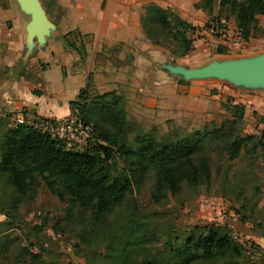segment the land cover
Here are the masks:
<instances>
[{
  "label": "trees",
  "instance_id": "1",
  "mask_svg": "<svg viewBox=\"0 0 264 264\" xmlns=\"http://www.w3.org/2000/svg\"><path fill=\"white\" fill-rule=\"evenodd\" d=\"M215 1L199 0L194 7L205 8L210 16L211 3ZM216 4L225 7L228 15L223 18L233 19L242 40L261 30L257 17L264 18V0H218ZM219 16L216 14L210 21L219 22ZM139 23L150 42L171 48L173 56H182L190 50L188 33L193 28L172 10L148 2L143 6ZM60 39L64 47L83 55L81 44L76 46L65 35H60ZM121 104L120 96L113 91L87 96L85 87L80 88L76 98L69 101L70 110L76 109L80 119L91 126L89 140L80 148L67 147L61 140L27 125L8 126L0 118V213L4 216L0 225L12 223L11 215L17 205L38 182L68 207L78 206L102 222L145 172L151 174L156 192L167 190L173 194L180 182L195 187L207 183L210 151L225 163L244 153L250 156L256 148L264 155V131L259 136L240 134L242 105L221 103L229 118L218 123L205 122L185 135L168 131L155 136L137 130L129 136L131 124ZM116 160L121 162L119 166ZM241 207L235 212H240ZM246 219L243 214L240 216L241 222ZM256 225L261 226L260 222ZM127 231V238L135 243L140 240V234L132 227H127ZM3 249L0 245V250ZM244 254L245 247L223 227L201 225L195 235L190 233L180 246L170 247L163 256L131 263L119 257L115 262L215 264L224 260L228 264H246ZM16 257L22 264L40 261L39 254L26 247H21Z\"/></svg>",
  "mask_w": 264,
  "mask_h": 264
},
{
  "label": "crops",
  "instance_id": "2",
  "mask_svg": "<svg viewBox=\"0 0 264 264\" xmlns=\"http://www.w3.org/2000/svg\"><path fill=\"white\" fill-rule=\"evenodd\" d=\"M38 1L46 20L40 31L31 25V10L19 0H0V118L7 125L11 114L46 118L69 113V101L82 87L87 96L113 91L124 110L155 123L206 121L223 113V99L243 87L213 76L185 77L175 70L226 61L224 52L247 43L234 22L231 34H208L207 10L194 7L199 0ZM148 2L191 24L186 54L174 57L144 36L139 16ZM226 19L219 21L225 24ZM60 35L81 44L83 55L64 47Z\"/></svg>",
  "mask_w": 264,
  "mask_h": 264
},
{
  "label": "rangeland",
  "instance_id": "3",
  "mask_svg": "<svg viewBox=\"0 0 264 264\" xmlns=\"http://www.w3.org/2000/svg\"><path fill=\"white\" fill-rule=\"evenodd\" d=\"M211 10L209 20L216 14L219 19L228 15L216 1L211 3ZM232 23L227 17L226 35L231 34ZM257 24L261 30L247 39L244 48L224 52L223 59H244L264 52L262 16L257 17ZM256 45L260 47L254 48ZM242 86L239 93L225 97L222 103L242 105L240 134L259 136L264 131V85ZM222 110L212 120L162 123L124 112L131 124L129 136L137 130L163 136L168 131L185 135L205 122L229 118V112ZM262 143L264 150V138ZM208 170L206 184L195 187L180 182L173 194L167 190L156 192L151 174L145 172L102 222L78 206L68 207L38 182L17 205L12 223L0 225V245L4 246L0 264H22L16 257L21 247L38 253L39 264H117L119 257L126 263L138 262L163 256L170 247L180 246L190 233L195 235L201 225L223 227L245 247L246 264H264V155L256 148L250 156L244 153L225 163L210 151ZM241 205V211L235 212ZM242 214L247 217L244 222L240 221ZM0 218V222L4 220L1 213ZM258 222L261 226L256 225ZM129 226L140 234L137 243L125 236ZM215 264L228 263L221 260Z\"/></svg>",
  "mask_w": 264,
  "mask_h": 264
},
{
  "label": "water",
  "instance_id": "4",
  "mask_svg": "<svg viewBox=\"0 0 264 264\" xmlns=\"http://www.w3.org/2000/svg\"><path fill=\"white\" fill-rule=\"evenodd\" d=\"M21 5L31 10V25L39 31L46 27V20L38 0H19ZM185 77L213 76L230 80L235 84L264 85V52L253 57L211 61L197 68L176 67Z\"/></svg>",
  "mask_w": 264,
  "mask_h": 264
},
{
  "label": "built area",
  "instance_id": "5",
  "mask_svg": "<svg viewBox=\"0 0 264 264\" xmlns=\"http://www.w3.org/2000/svg\"><path fill=\"white\" fill-rule=\"evenodd\" d=\"M206 32L215 37H223L226 30L223 22H211ZM27 125L61 140L67 147L80 148L85 145L91 134V126L83 122L76 109L60 117L25 118L18 114L8 116V126Z\"/></svg>",
  "mask_w": 264,
  "mask_h": 264
}]
</instances>
